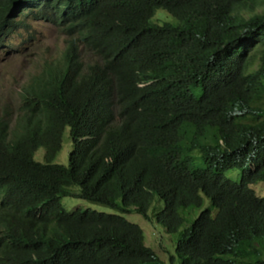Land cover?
<instances>
[{
  "label": "trees",
  "instance_id": "1",
  "mask_svg": "<svg viewBox=\"0 0 264 264\" xmlns=\"http://www.w3.org/2000/svg\"><path fill=\"white\" fill-rule=\"evenodd\" d=\"M41 20L66 47L0 97V264H264V0H0L2 39Z\"/></svg>",
  "mask_w": 264,
  "mask_h": 264
},
{
  "label": "rangeland",
  "instance_id": "2",
  "mask_svg": "<svg viewBox=\"0 0 264 264\" xmlns=\"http://www.w3.org/2000/svg\"><path fill=\"white\" fill-rule=\"evenodd\" d=\"M257 11H262V8ZM153 21L162 23L175 21V18L166 10L159 9ZM29 28L28 30L19 29L4 39L0 37V97H4L5 101L16 102V92L25 83L30 73L38 71L44 61L59 58L66 47L67 37L58 26L41 20L31 21ZM71 150L72 141L69 129H66L63 147L56 155L54 162L67 164ZM44 151L41 147L35 153V159L44 161ZM226 174L235 181L241 179V172L238 169L227 171ZM253 187L259 195H264V182L253 185ZM62 203L69 211L81 207L108 213L114 212L110 207L77 197H63ZM209 205L211 206V201L207 200L206 206ZM161 207L162 201L159 200L156 202L157 213ZM152 212L153 209H151ZM127 218L143 228L146 244L152 247L164 261L170 263V257L176 256L175 242L165 227L157 221L156 216L154 215L151 220H146L142 215L135 213L127 215Z\"/></svg>",
  "mask_w": 264,
  "mask_h": 264
},
{
  "label": "clouds",
  "instance_id": "3",
  "mask_svg": "<svg viewBox=\"0 0 264 264\" xmlns=\"http://www.w3.org/2000/svg\"><path fill=\"white\" fill-rule=\"evenodd\" d=\"M260 196H264V195H260Z\"/></svg>",
  "mask_w": 264,
  "mask_h": 264
}]
</instances>
